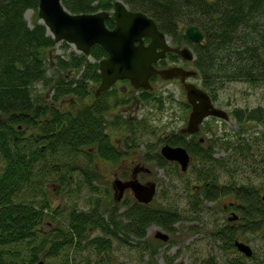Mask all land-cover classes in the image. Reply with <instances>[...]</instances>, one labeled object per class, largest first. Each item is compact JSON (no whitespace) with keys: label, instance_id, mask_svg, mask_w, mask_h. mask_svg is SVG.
Masks as SVG:
<instances>
[{"label":"trees","instance_id":"1","mask_svg":"<svg viewBox=\"0 0 264 264\" xmlns=\"http://www.w3.org/2000/svg\"><path fill=\"white\" fill-rule=\"evenodd\" d=\"M121 1L130 10L150 16L159 30L171 38L174 46H188L192 50V66L197 72L198 85L213 103L220 90L232 82L247 83L264 90V0ZM61 2L73 14L108 11L110 17L105 24L108 28L115 25L112 17L115 0ZM27 10L34 14L30 24L24 16ZM37 10L38 0H0V156L4 161L0 168V264H35L43 260L38 259V255L48 242L49 253L54 254L62 247L76 243L75 239L84 238L90 229H99L104 234L89 240L98 251L110 249L111 236L120 240L131 237L153 259L158 246L146 241L148 227L157 225L173 232L175 224L181 220L176 208L154 205V199L147 205L135 199L120 202L113 199L109 209L72 210L67 226L57 229L56 237L60 236L62 240L48 241L44 236L40 237L39 227L51 207L41 181L49 166L48 158H56L62 152L68 156L77 151L89 155L85 150L88 147L106 161L117 162L127 150L112 143L106 132V116L113 108L130 103L131 99L119 100L114 86L95 96L94 86L100 82L98 62L107 56V52L95 44L88 55L73 50L54 54L57 42L39 22ZM189 25L200 28L202 42L190 40L186 29L181 30ZM62 46L66 48L68 44L62 41ZM178 57L168 52L167 60L176 61ZM166 63L160 61L161 66ZM158 80L162 81L159 77L150 78L152 84ZM35 84H41L46 92L34 91ZM137 91L138 102L156 99L152 90ZM160 96L157 94V98ZM85 99L88 101L81 103ZM68 100L71 109L65 108ZM183 105L189 109L187 102ZM231 114L240 127L254 121L264 128V96L261 105L250 110L236 108ZM111 117L109 125L126 123L117 114ZM217 120L208 118L200 131L189 138L187 134L171 132L163 141L186 148L192 157L189 166L198 181L195 185L197 194L203 200L232 196L229 209L236 210L238 218L216 229L215 237L224 242L225 249H235L236 239L243 241L245 234L264 232V184L256 186L238 183L235 179L221 180L225 163L222 158L214 157V144L205 135L211 131V123ZM262 136L264 140V132ZM242 140L243 148H248L249 143L244 138H240L234 148L243 150ZM148 150L154 154L159 167L173 165L178 172L176 163L163 159L155 146L148 145ZM83 175L84 180L90 182L89 174L83 172ZM65 179L60 177V183ZM27 193L30 197H25ZM121 207L124 209L119 212ZM17 245L29 249L27 262H20L18 251L14 250ZM241 258L245 256L240 254L228 264H245ZM247 258L255 260L257 255L253 252ZM163 261L180 264L169 255H165ZM213 263L211 258L204 262Z\"/></svg>","mask_w":264,"mask_h":264},{"label":"rangeland","instance_id":"2","mask_svg":"<svg viewBox=\"0 0 264 264\" xmlns=\"http://www.w3.org/2000/svg\"><path fill=\"white\" fill-rule=\"evenodd\" d=\"M33 15L32 10H27L24 14L29 24ZM69 50H73V46L68 45L64 48L61 41L56 43L53 53L59 54ZM89 60L92 61L91 58ZM49 72H52V68ZM191 81L199 84L197 77H193ZM152 85L156 99L139 102L135 98L138 93L130 83L124 81L114 86L119 100L126 97L131 99L129 104L113 108L106 116V132L112 143L127 150L117 162L106 161L98 156L93 148L88 147L85 150L90 153L89 155L83 151H77L69 156L62 152L60 156H55L56 158L53 156L48 158L49 166L44 171L41 181L51 207L45 221L39 227L40 237L44 236L48 241L60 239V236L56 237L57 229L67 226L68 216L72 210L88 212L93 207L109 209L113 203V180L128 179L137 162L150 170L149 173L146 171L139 174L141 181L157 183L153 204L173 206L180 213V222L175 224L173 232H167L157 225L148 227L146 241L158 246L153 259L136 245V240L131 237L120 240L111 236L110 249L98 251L89 240L104 234L99 229H90L84 238L75 239L76 243L72 242L73 244L62 247L54 254L49 253L51 249L48 242L38 255V259H43L46 264H165L163 261L165 255L174 256L180 264H204L210 258L214 260L213 264H228L229 260L241 254L236 248L225 249L224 242L215 237L216 229L225 226L229 222L231 212L236 211L229 209L232 196H222L213 201L203 200L197 194L198 189L195 185L198 181L191 166L185 172L178 166L176 172L173 165L161 168L156 164L152 151L148 150V145L151 144L159 153L164 137L171 132H180L186 126L189 113V109L183 105L186 96L179 80H158ZM34 88L36 92H46V88L41 84H35ZM159 93L161 96L157 98ZM263 96L262 88L232 82L220 90L217 101L214 102L229 115L226 121L218 119L211 123V131L205 133L214 144V157L222 158L225 163L221 169L223 182L235 179L238 183L249 185L264 184L262 136L264 128L254 121L246 122L240 127L231 114L236 108L250 110L261 105ZM87 101L85 99L81 103ZM69 105L68 100L65 108L71 109ZM113 114L121 116L126 123L109 125ZM240 138L249 143L248 148H243V140L241 141L243 150L234 148ZM3 162L0 156V168ZM83 172L89 174L90 182L84 180ZM60 177L66 178L62 184ZM25 197H30V193L25 194ZM123 199L130 201L134 198L126 192ZM196 199L199 200L198 203L195 202ZM123 209L121 207L119 212ZM158 230L169 235L167 241L163 242L154 237ZM242 240L252 247L257 259L250 260L245 257L241 260L245 264H264V232L245 234ZM14 250L18 251L20 262H27L29 249L25 245H17Z\"/></svg>","mask_w":264,"mask_h":264},{"label":"water","instance_id":"3","mask_svg":"<svg viewBox=\"0 0 264 264\" xmlns=\"http://www.w3.org/2000/svg\"><path fill=\"white\" fill-rule=\"evenodd\" d=\"M38 16L56 42L65 41L84 54H89L95 44L107 52V57L98 62L100 83L95 89V96L110 89L118 80L127 79L135 89L150 90L149 78L152 75L163 80L179 78L191 107L183 133L199 132L201 124L210 117L228 120V113L216 107L205 90L187 80L197 75L195 70L180 66L157 69L154 66L168 52L187 61H192L194 57L189 47L172 46L169 36L159 30L156 22L146 13L130 10L124 2L115 0L112 12L115 26L110 29L105 24L110 17L108 11L73 14L63 6L61 0H38ZM186 35L197 43L203 40V33L197 25H189ZM145 38L149 39L147 44L144 42ZM160 154L167 161L177 162L182 172L187 170L191 161L190 154L183 146L164 144L160 148ZM135 175L134 170L130 179L116 178L113 181L114 199L120 200L124 191L129 189L136 202L147 205L154 199L157 185L154 181L142 183ZM237 218V214L232 212L228 219ZM154 237L165 242L169 235L158 230ZM234 246L246 257L253 254L251 246L243 241L236 239ZM35 264L46 263L39 260Z\"/></svg>","mask_w":264,"mask_h":264},{"label":"flooded vegetation","instance_id":"4","mask_svg":"<svg viewBox=\"0 0 264 264\" xmlns=\"http://www.w3.org/2000/svg\"><path fill=\"white\" fill-rule=\"evenodd\" d=\"M115 22V21H114ZM115 26V25H114ZM110 29H112V28H110ZM144 42L147 44L148 42H149V39L148 38H145L144 39ZM171 45L172 46H174L173 44H172V41H171ZM181 47V46H180ZM107 57V56H106ZM103 58H105V57H103ZM102 58V59H103ZM167 58H168V53L166 54V57L164 58V59H160V60H158L157 62H155L154 63V66L157 68V69H162V68H167V67H173V66H180V67H183L184 69H193V66H192V61H187V60H183L181 57H178V59L176 60V61H171V62H168V60H167ZM161 60H165L167 63H166V65L165 66H161V64H160V61ZM99 72V71H98ZM152 76H155V77H159V76H157V75H152ZM152 76H150V78L152 77ZM193 77H195V76H193ZM193 77H189L187 80L188 81H191V79L193 78ZM150 78H149V80H150ZM160 78V77H159ZM162 81H163V79L162 78H160ZM173 79H177V80H179V78H173ZM172 80V79H171ZM124 81H126V82H128V83H130L129 82V80H127V79H123V80H118V81H116V83L115 84H113L112 86H115L116 84H118L119 82H124ZM164 81H168V80H164ZM179 82H180V80H179ZM100 83V82H99ZM99 83H98V85H99ZM181 83V82H180ZM150 84H151V89L150 90H152L153 89V85H152V83H151V81H150ZM98 85L96 86V88L98 87ZM135 89V88H134ZM138 89H136L135 91H137ZM143 90V89H142ZM149 90V91H150ZM144 91H148V90H144ZM105 92V91H104ZM137 93H139L138 91H137ZM102 94V93H101ZM100 94V95H101ZM136 98V97H135ZM127 104H129V103H127ZM189 105V104H188ZM215 105V104H214ZM124 106H126V105H124ZM216 106V105H215ZM217 107V106H216ZM188 110V109H187ZM190 110H191V107H190V105H189V112H190ZM188 115H189V113H188ZM184 128V127H183ZM182 128V129H183ZM182 129L180 130V132L182 133V134H187V133H183L182 132ZM195 134V133H194ZM188 135V138L191 136V135H193V134H187ZM167 136H169V134H167ZM167 136H165L164 138H166ZM164 144H169V143H164V141H163V144L162 145H164ZM161 145V146H162ZM169 145H171V144H169ZM172 146H174V145H172ZM177 146H179V145H177ZM161 148V147H160ZM159 155L161 156V154H160V149H159ZM162 157V156H161ZM191 157V156H190ZM163 158V157H162ZM164 159V158H163ZM167 161V160H166ZM168 162H174V163H176V165L180 168V165L177 163V162H175V161H168ZM192 162V157H191V161H190V163ZM190 165V164H189ZM136 171V178L140 181V182H142L141 181V179L138 177L139 176V174H143L142 172H150V170H149V168H146V167H144L143 165H142V163H139V162H137L136 164H135V166L133 167V169H132V172H131V174H130V176H129V178L128 179H130L131 178V176L133 175V171ZM181 170V169H180ZM116 179V178H115ZM114 179V180H115ZM120 179V178H119ZM128 179H125V180H128ZM113 180V181H114ZM122 180V179H121ZM146 182H149V181H144V182H142V183H146ZM156 183V182H155ZM156 185H157V183H156ZM113 189V188H112ZM126 192H128V193H130L131 195H132V193H131V191L129 190V189H126L125 191H124V194L126 193ZM124 194H123V196H122V198L120 199V200H118L117 202H120V201H122L123 200V198H124ZM133 196V195H132ZM134 198V197H133ZM113 199H114V190H113ZM115 200V199H114ZM116 201V200H115ZM233 212V211H232ZM232 212H231V216H232ZM234 213H236V212H234ZM237 214V213H236ZM230 216V217H231ZM238 216V215H237ZM229 218V217H228ZM229 220V219H228ZM229 221H234V220H229ZM243 242H245V241H243ZM242 254V253H241Z\"/></svg>","mask_w":264,"mask_h":264}]
</instances>
